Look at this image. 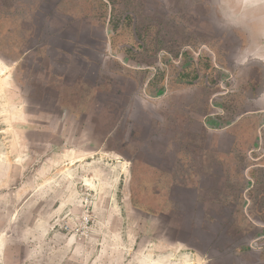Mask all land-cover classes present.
<instances>
[{
	"label": "rangeland",
	"instance_id": "obj_1",
	"mask_svg": "<svg viewBox=\"0 0 264 264\" xmlns=\"http://www.w3.org/2000/svg\"><path fill=\"white\" fill-rule=\"evenodd\" d=\"M0 1V264H264L260 256L264 237L253 241L263 235L264 229L249 224L243 215L246 200L242 190L249 183L244 166L253 164L255 159H249L245 151L244 160L236 162L234 170L226 174L230 181L226 177L216 185L215 190L220 193L214 190L210 193L216 199L220 194L222 200L226 197V201L234 203L240 197L241 207L237 211L243 220L240 225L234 224L233 229L232 226L227 229L229 211L224 208L221 211L224 222L210 224L212 221L207 219L200 226L203 231H210V239L205 233L193 235V228L191 236L187 235V210L175 207L174 214L157 217L155 210L135 208L133 194L128 192L131 165L126 175L119 176L115 160L105 156L98 144L102 132L100 115L93 113L95 134L90 143L89 133L70 127L71 122L78 123V118L71 121L69 116L54 115L49 112L50 107L39 108L32 102H28V107H21L24 83L21 85L20 78L28 76L38 62L32 66V57L26 55L15 66L9 65L16 53L8 45L9 37L16 34L9 25L11 21L3 0ZM54 2L46 0V8ZM88 3L93 14L88 18L89 24L94 26H90L89 35L95 42L102 39L103 32L112 38L110 44L106 38L103 43L109 64L105 65L102 78H109L114 90L133 89L137 96L149 102L141 89L166 90L165 81L161 85L160 80L167 72L169 76L179 77L178 67L188 59L184 56L177 63L163 59L168 65L163 66L158 59L160 49L170 51L175 57L183 44H192L195 49L205 46L199 63V82L201 85L203 79L214 80L217 91L213 98H221L216 104L235 105L236 109L230 112L234 113L225 122L247 110L258 114L264 122V98L258 96L261 82L257 87L246 84L243 75L249 66L238 70L234 60L239 41L208 26L198 0H89ZM46 19L55 26L66 25L65 18L61 22L51 13ZM22 25L19 22V27ZM80 25L87 31L86 23ZM137 28L142 39L135 32ZM212 61L225 70L211 69ZM258 69L260 65L252 74L256 75ZM121 74L135 78L136 85ZM147 76L152 79L145 85ZM134 92L132 102L138 100ZM234 95L245 101L238 105ZM98 96L100 104L101 95ZM127 109L130 124L135 115L145 111L141 112L138 105ZM213 120L212 117L211 123ZM157 131L160 133L154 127L153 132L157 134ZM71 141L77 152L87 151L92 153L91 157L83 155L75 161L74 154L70 153ZM119 147L126 154L132 152L122 145ZM120 164L126 169L125 162ZM127 197L131 198L130 203ZM246 199L249 198L246 196ZM177 209L180 215L175 214ZM247 211L252 212L250 202ZM246 227L244 235L234 231ZM238 247L241 250L236 257ZM203 251L205 256L201 254Z\"/></svg>",
	"mask_w": 264,
	"mask_h": 264
},
{
	"label": "crops",
	"instance_id": "obj_2",
	"mask_svg": "<svg viewBox=\"0 0 264 264\" xmlns=\"http://www.w3.org/2000/svg\"><path fill=\"white\" fill-rule=\"evenodd\" d=\"M88 1L55 0L53 5L46 8V0H6L5 12L11 21L9 25L11 24L13 34L17 36L9 37L8 45L16 50L9 65L15 66L26 55L32 57V66L38 62V66L35 65L28 76L20 78L21 85L24 83L21 107H28V102H32L39 108L50 107L49 112L54 115L69 116L71 121L78 118V123L72 125L71 122L70 127L84 129L89 133L90 143L95 134L93 113L100 115L102 132L98 144L103 148L105 156L115 160L119 176L126 175L128 165H131L128 192L133 194L135 208L155 210L157 217L174 214L172 211L176 210L175 207L187 210V235L191 234L193 228V235L205 233L209 239L212 236L210 231H203L200 226L207 219L212 221L210 224L220 225V221L224 219L221 212L224 208L229 211L226 217L227 229L230 226L233 229L234 224L240 225L242 218L237 210L241 207L242 199L237 196L234 203L226 201V197L222 200L220 194H217L216 199L210 193L213 190L220 193L215 190L216 185L226 177L229 178L226 174L234 170L236 162L244 160L246 151L249 159H255L253 164L244 166V174L249 182L242 190L246 200L244 209L248 206L250 201L247 203V192L254 183L250 172L254 168H264V122L250 110L225 122L230 116L222 115V108L213 98L217 91L215 83L211 85L207 79H203L200 85L201 76L191 81L168 76L167 72L168 75L160 80L161 85L165 81L167 91L160 88L152 92L147 87L141 89L149 97V102L137 96L133 89L114 90L109 84V78H102L105 65L109 64L105 60L103 43L106 38L110 44L112 38L106 30V35L101 30L102 39L97 42L89 35L94 26L88 20L93 16ZM48 13L57 16L61 22L65 18L66 25L51 24V20L46 19ZM36 18L39 19L38 22ZM19 22L23 24L20 27ZM81 22L87 24V31H83ZM6 32L10 33V29ZM30 39H33L31 44ZM214 58L212 59L215 61ZM214 61L211 63L214 71L219 68L225 70ZM257 63L248 65L243 79L253 87L261 82L258 96L264 98V62ZM40 64L42 67H39ZM257 65H260V70L254 75L252 72ZM179 73L178 76H188L184 71L179 70ZM122 76H128L136 85L135 78L129 74ZM253 76L257 77L252 78ZM151 77L147 76L145 82L148 79L150 82ZM133 92L138 99L134 102L131 101ZM98 95H101L100 104ZM235 97L238 105L245 101L244 98ZM132 105H138L141 112L145 111L141 113L142 116L135 115L130 124L127 108ZM234 107L235 105L233 109H236ZM212 117L225 123L219 124L215 120L211 123ZM154 127L160 133L153 132ZM257 141V145L253 146ZM119 145L132 152L126 154ZM70 146V153L74 154L75 161L81 159L79 156L92 155L87 151L77 152L73 141ZM250 146L252 151L248 149ZM97 148L92 150L96 151ZM122 161L126 163L125 170L121 168ZM127 199L130 203L131 198ZM244 212V218L249 224H264L257 215L248 213L247 208ZM175 214L181 213L178 210ZM246 230L247 227L234 231L244 235ZM1 245L0 240V248ZM238 248L235 251L236 257L241 250ZM201 254L205 256L204 251Z\"/></svg>",
	"mask_w": 264,
	"mask_h": 264
},
{
	"label": "clouds",
	"instance_id": "obj_3",
	"mask_svg": "<svg viewBox=\"0 0 264 264\" xmlns=\"http://www.w3.org/2000/svg\"><path fill=\"white\" fill-rule=\"evenodd\" d=\"M213 30L239 41L236 66L264 62V0H198Z\"/></svg>",
	"mask_w": 264,
	"mask_h": 264
},
{
	"label": "trees",
	"instance_id": "obj_4",
	"mask_svg": "<svg viewBox=\"0 0 264 264\" xmlns=\"http://www.w3.org/2000/svg\"><path fill=\"white\" fill-rule=\"evenodd\" d=\"M4 6L6 7V0H3ZM1 4V1H0ZM112 17V16H111ZM113 21V19H112ZM111 21V23H112ZM117 24V23H116ZM116 24H114L113 27L116 28ZM1 26V24H0ZM137 35L139 39H142V36L140 35V32L138 28L136 29ZM111 36V35H110ZM132 47L129 48V51H132ZM190 53V51H189ZM195 58V57H194ZM211 66V65H210ZM197 68L198 63L196 64V61H192L191 64L185 68L184 74L188 76H179L180 78H185L189 80H193L197 77ZM214 68L211 66V69ZM209 83L212 85L215 83L214 80H208ZM208 87V86H207ZM223 106L225 117L226 116H232L230 113L233 110V106H227L225 105V102L220 103ZM229 107V108H228ZM250 174L253 176V186L248 190L247 196L250 200V209L252 212L250 214L254 213L259 217V219L264 223V168L258 167L251 170ZM148 209V208H147ZM261 257L264 258V250L261 251Z\"/></svg>",
	"mask_w": 264,
	"mask_h": 264
},
{
	"label": "flooded vegetation",
	"instance_id": "obj_5",
	"mask_svg": "<svg viewBox=\"0 0 264 264\" xmlns=\"http://www.w3.org/2000/svg\"><path fill=\"white\" fill-rule=\"evenodd\" d=\"M183 48H185L184 50H183V53H182V57L181 58H179V56H177L178 54L177 53H179ZM201 48V49H200ZM200 48H197V49H195L194 48V45H192V44H183L182 46H181V48L179 49V51L178 52H176L174 55H175V57L174 56H172V54H171V52L170 51H167V50H165L167 53H168V55H169V57H167V58H165L166 59V61L167 60H171L172 61V63H177V62H180V61H182L183 60V58H184V56H188L187 58V61L185 62V63H181L180 64V66L178 67V72H179V70L180 71H183L185 68H187L190 64H191V62L194 60V61H196V64L198 63V68H197V76H200V66H199V63L202 61V57H203V55H202V53H204L205 52V50L204 49H202V47H200ZM161 50V49H160ZM204 50V51H203ZM189 51H190V53H189ZM196 53H197V55H196ZM178 57V58H177ZM195 57V58H194ZM165 59H164V61H165ZM164 65H166V66H168L167 64H166V62H164ZM179 74V73H178ZM168 75V74H167ZM169 76V75H168ZM205 80V79H204ZM226 92V90H224L223 91V93H225ZM228 93H226L225 95H227ZM219 99H221V98H218L216 101H218ZM220 103H223V102H220ZM219 102H218V104H219V106L222 108V110H223V116L225 115V112H224V109H223V106H222V104H220Z\"/></svg>",
	"mask_w": 264,
	"mask_h": 264
},
{
	"label": "built area",
	"instance_id": "obj_6",
	"mask_svg": "<svg viewBox=\"0 0 264 264\" xmlns=\"http://www.w3.org/2000/svg\"><path fill=\"white\" fill-rule=\"evenodd\" d=\"M202 47V49H204L205 48V46H201ZM185 48H183L179 53H177L178 55L177 56H179V58H181L182 57V53H183V50H184ZM201 49V48H200ZM196 55H197V53H196ZM167 57H169V55H168V53L165 51V50H160L159 52H158V59H159V62L164 66V62H163V59H165V58H167ZM145 85H147V82H146V84ZM247 208V207H246ZM258 226H260V227H262L263 229H264V224L262 225V224H257ZM262 237H264V233H263V235H260V237H256V238H254L253 239V241H255V240H257L258 238H262ZM251 246V245H250ZM254 247V246H253Z\"/></svg>",
	"mask_w": 264,
	"mask_h": 264
},
{
	"label": "water",
	"instance_id": "obj_7",
	"mask_svg": "<svg viewBox=\"0 0 264 264\" xmlns=\"http://www.w3.org/2000/svg\"><path fill=\"white\" fill-rule=\"evenodd\" d=\"M249 202V200L247 199V203ZM245 210H246V206H245Z\"/></svg>",
	"mask_w": 264,
	"mask_h": 264
},
{
	"label": "bare ground",
	"instance_id": "obj_8",
	"mask_svg": "<svg viewBox=\"0 0 264 264\" xmlns=\"http://www.w3.org/2000/svg\"><path fill=\"white\" fill-rule=\"evenodd\" d=\"M123 162V161H122ZM124 163V162H123ZM125 170V169H124Z\"/></svg>",
	"mask_w": 264,
	"mask_h": 264
}]
</instances>
